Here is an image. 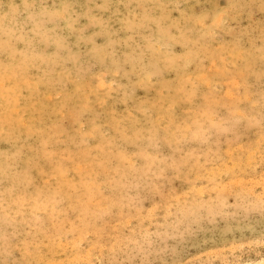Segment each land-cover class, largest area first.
<instances>
[{"label": "rangeland", "instance_id": "374dc122", "mask_svg": "<svg viewBox=\"0 0 264 264\" xmlns=\"http://www.w3.org/2000/svg\"><path fill=\"white\" fill-rule=\"evenodd\" d=\"M264 259V0H0V264Z\"/></svg>", "mask_w": 264, "mask_h": 264}, {"label": "bare ground", "instance_id": "6f19581e", "mask_svg": "<svg viewBox=\"0 0 264 264\" xmlns=\"http://www.w3.org/2000/svg\"><path fill=\"white\" fill-rule=\"evenodd\" d=\"M247 264H264V259H260V260H257L255 262H250V263H247Z\"/></svg>", "mask_w": 264, "mask_h": 264}]
</instances>
